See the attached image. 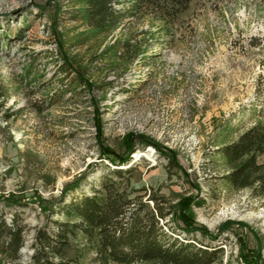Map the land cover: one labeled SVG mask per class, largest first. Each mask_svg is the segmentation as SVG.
Instances as JSON below:
<instances>
[{
  "label": "rangeland",
  "instance_id": "rangeland-1",
  "mask_svg": "<svg viewBox=\"0 0 264 264\" xmlns=\"http://www.w3.org/2000/svg\"><path fill=\"white\" fill-rule=\"evenodd\" d=\"M180 1L141 3L101 30L83 16L86 0H0V213L25 228L23 264L35 232L65 221L62 203L91 194L115 168L104 150L130 148L119 168L133 170L135 190L189 199L194 222L212 234L229 228L210 242L169 220L166 234L222 248L217 264H244L241 243L264 260V198L225 181L218 151L264 122V0ZM131 3L114 8L121 15ZM167 154L183 173H168ZM7 197L35 203L7 207ZM83 244L75 239L72 254ZM80 264L98 263L86 249Z\"/></svg>",
  "mask_w": 264,
  "mask_h": 264
},
{
  "label": "trees",
  "instance_id": "trees-1",
  "mask_svg": "<svg viewBox=\"0 0 264 264\" xmlns=\"http://www.w3.org/2000/svg\"><path fill=\"white\" fill-rule=\"evenodd\" d=\"M132 1L131 8L119 14L114 8L119 0H86L83 16L94 28L101 30L117 27L120 19L132 14L136 6L151 0ZM191 0H184L186 5ZM3 87L0 82V98ZM141 143L158 146L149 139L139 137ZM228 171L224 179L234 189H251L257 197L264 198V122L258 121L236 140L219 148ZM107 161L115 168L108 171L99 187L91 194H82L62 203L63 222H55L56 232L42 229L35 232L30 264H80L84 251H92L98 264H217L222 248L198 246L193 242H180L171 238L165 229L169 220L181 224L178 229L186 236L200 234L215 241L228 230V223L217 234L194 222L189 208L192 201L172 204L152 190H135L131 184L132 169H120L130 162L131 148L125 154L104 150ZM167 171L183 173L175 157L167 154ZM144 191V196L134 194ZM151 191L152 194L147 192ZM7 207L25 208L35 203L34 197L3 198ZM38 201V199H37ZM39 202V201H38ZM41 203V202H39ZM45 210V207H41ZM49 211V210H48ZM53 214L52 208L49 211ZM15 214L7 223L0 213V264H23L21 250L25 246L24 226L17 223ZM168 220V221H167ZM78 237L84 240L80 250H72V242ZM240 261L244 264H264L260 252L240 245Z\"/></svg>",
  "mask_w": 264,
  "mask_h": 264
}]
</instances>
